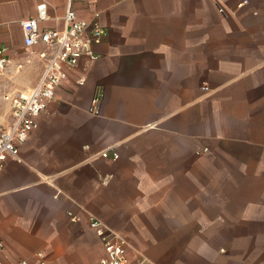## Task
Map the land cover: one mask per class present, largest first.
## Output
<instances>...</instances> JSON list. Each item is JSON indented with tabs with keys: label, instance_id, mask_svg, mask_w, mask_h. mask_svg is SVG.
<instances>
[{
	"label": "crops",
	"instance_id": "0c3cea01",
	"mask_svg": "<svg viewBox=\"0 0 264 264\" xmlns=\"http://www.w3.org/2000/svg\"><path fill=\"white\" fill-rule=\"evenodd\" d=\"M39 1L0 0L11 60L0 127L11 121L6 94L31 90L43 70L38 55L16 70L21 21ZM47 1L42 25L62 26L67 0ZM76 7L100 11L108 34L0 171V261L99 264L95 215L127 237L128 264H264V0Z\"/></svg>",
	"mask_w": 264,
	"mask_h": 264
},
{
	"label": "built area",
	"instance_id": "2783aa9c",
	"mask_svg": "<svg viewBox=\"0 0 264 264\" xmlns=\"http://www.w3.org/2000/svg\"><path fill=\"white\" fill-rule=\"evenodd\" d=\"M89 3L92 0H67L65 13L60 27L43 26L42 22L51 19L49 3L40 0L37 14L21 21L24 36L25 56L16 64L21 71L33 55L43 61V70L37 84L27 91L6 94L5 98L11 105V121L7 126L0 127V171L9 158H17L21 145L28 140L37 126V118L47 109L49 102L55 97L57 88L68 79L85 57L94 60L98 57L96 47L107 37V28L100 21V11L92 10L90 16H82L76 7L77 3ZM223 11V9H222ZM11 60L7 47H0V76L10 69ZM100 98L93 101L92 111L100 112ZM105 158L117 159L116 150L104 149L99 153ZM74 221L78 220L72 215ZM89 226L95 231L104 247V255L99 264H128L127 249L130 246L127 237L110 227L102 219L91 215ZM2 245V244H1ZM38 257L44 263V253ZM0 264H5L0 261ZM15 264H28L21 260ZM137 264H153L147 257L141 256Z\"/></svg>",
	"mask_w": 264,
	"mask_h": 264
}]
</instances>
